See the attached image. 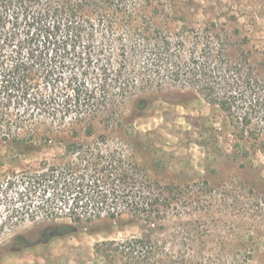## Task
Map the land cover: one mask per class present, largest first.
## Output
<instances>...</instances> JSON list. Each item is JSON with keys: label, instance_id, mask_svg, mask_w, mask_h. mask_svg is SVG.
I'll return each mask as SVG.
<instances>
[{"label": "trees", "instance_id": "trees-1", "mask_svg": "<svg viewBox=\"0 0 264 264\" xmlns=\"http://www.w3.org/2000/svg\"><path fill=\"white\" fill-rule=\"evenodd\" d=\"M152 3L0 0V239L27 221L52 222L59 233L113 221L141 231L96 242L88 264H238L196 251L191 228L175 245L154 237L187 207L200 208L203 187L157 178L154 161L128 143L111 144L104 132L80 140L72 128L85 121L91 137L96 117L119 128L125 102L142 109L150 89L178 88L219 108L239 140L262 136L264 83L242 49L233 56L232 32L216 19L158 26ZM67 127L71 139L49 135ZM152 134L139 137L153 147ZM55 143L61 151L51 159L24 161Z\"/></svg>", "mask_w": 264, "mask_h": 264}, {"label": "rangeland", "instance_id": "rangeland-1", "mask_svg": "<svg viewBox=\"0 0 264 264\" xmlns=\"http://www.w3.org/2000/svg\"><path fill=\"white\" fill-rule=\"evenodd\" d=\"M152 1L150 10L155 12L153 20L158 26L173 29L181 22L198 25L216 19L227 27L232 32L233 56L242 49L264 83V0ZM146 95L149 103L142 109L135 108L134 99L119 108V128L105 129L98 117L90 120L95 129L91 137L84 134L85 121L72 128L80 140L89 141L104 132L111 144L128 143L137 158L148 164L154 161L151 173L157 178L203 187L205 200L200 208L187 207L182 217L167 221L165 231H157L154 237L175 245L179 233L191 228L192 247L196 251L204 247L214 255L215 263L221 255L238 264H264V132L258 139L239 140L224 113L189 90L150 89ZM11 106L17 113V106ZM211 126L213 131H205ZM46 127L41 125L42 133L47 132ZM148 132H153V147L139 137ZM73 134L71 127L49 133L65 139ZM143 143L148 148L140 146ZM53 145L43 146L24 161L51 159L61 151ZM140 231L138 226L101 221L59 233L52 222L27 221L0 239V264H88L96 242ZM19 234L25 236V242L17 243L14 237Z\"/></svg>", "mask_w": 264, "mask_h": 264}]
</instances>
